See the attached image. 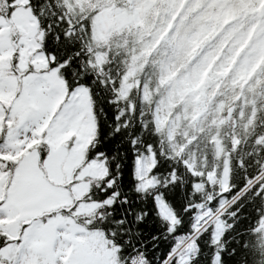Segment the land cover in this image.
Returning a JSON list of instances; mask_svg holds the SVG:
<instances>
[{
    "label": "trees",
    "instance_id": "obj_1",
    "mask_svg": "<svg viewBox=\"0 0 264 264\" xmlns=\"http://www.w3.org/2000/svg\"><path fill=\"white\" fill-rule=\"evenodd\" d=\"M263 2L0 0V19L10 20L18 8H24L37 30V45L24 62L19 48L23 34L12 30L5 73H54L66 95L80 89L88 96L92 122L88 141L75 175L66 185L57 184L70 191L72 201L64 206L80 200L109 173L105 160L88 159L90 146L98 142V121H104L120 130L117 140L122 147L116 151L128 195L141 201L135 207L148 213L158 209L160 219L148 215L145 230L161 232L162 222H167L168 230L177 233L176 264H209L213 258V249L207 247L209 234L219 252L228 244V239H221L230 227L226 220L241 205L250 220L255 219V207L264 212ZM104 12H109L107 28L102 23ZM36 55L45 62H33ZM69 60L74 76L63 71ZM7 101L0 97V135L6 144L17 124L8 120ZM113 115L115 121L110 119ZM40 138L30 150L47 145L45 137ZM132 144L137 146L134 164ZM0 159L21 161L22 155ZM94 162L102 166L101 173L78 178L81 169ZM5 173L10 176L11 170ZM79 182L86 188L75 192ZM165 185L169 187L162 192ZM173 192L179 195L171 197ZM185 206L195 211H183ZM94 207L95 202L82 201L77 211L91 215ZM204 211L209 213L200 221ZM11 222L18 228L22 221L0 219V230L12 234ZM254 231L261 247L255 254L250 248L240 264H264V256L258 254L264 251V216ZM170 243L171 239L161 240L157 251L163 255ZM189 243L192 249L187 254ZM111 264H116L114 252Z\"/></svg>",
    "mask_w": 264,
    "mask_h": 264
},
{
    "label": "snow or ice",
    "instance_id": "obj_2",
    "mask_svg": "<svg viewBox=\"0 0 264 264\" xmlns=\"http://www.w3.org/2000/svg\"><path fill=\"white\" fill-rule=\"evenodd\" d=\"M55 63L56 61L52 62L53 66ZM60 63H63V59ZM71 64L72 61L69 60V63L64 65L63 71L68 72L69 76H74L75 69L71 67ZM76 84H79L78 80L69 88L70 93L74 91ZM103 112L104 120H109L107 110ZM110 119L115 121L116 117L113 115ZM98 133V142L90 146L88 159L105 160L109 167L108 175L99 184L93 183L89 192L80 200L73 198L74 202L70 207L61 206L45 212L36 211L42 208L44 201L34 203L31 205L33 213L23 216L22 222H18V228L11 230L12 234L0 230V264H111L113 252L116 264H145V262L176 264L173 249L177 233L168 230L167 222H162L163 231L161 232L146 231L144 226L148 215L151 214L157 220L160 219L158 209L148 213L146 209L137 208L135 205L141 203L140 199H132L128 195L123 183V163L116 151L122 147L117 140L120 130L112 123L98 121ZM7 146L9 145L5 143V137L0 135V148ZM131 146L134 150V164L137 146L135 144ZM49 151L47 145L38 149L40 164H43L48 157ZM124 155L122 152L119 153V157ZM20 164L21 161L0 159V166H2L0 172L11 170L8 185L3 192H0V217L13 212L17 200L35 197L42 189V185L24 179ZM132 179L136 181L135 174ZM76 182L72 181V183ZM48 183L51 184V181ZM168 187L165 185L161 191H165ZM136 194L139 196V192ZM178 195L179 192L171 193V197ZM151 199L153 208L156 209L155 196ZM82 201L88 204L95 202L91 215H83L77 211ZM182 210L195 211V208L189 210L185 206ZM253 210L255 219L250 220L249 216L244 214V205L240 206L235 215L227 218L226 224L230 227L225 228L221 239H228V244L224 245L219 252H216L215 244L211 242L209 234L207 247L213 249V258L209 264H240L241 259H247L250 248L255 254L261 247L256 240L257 233L254 228L264 216V212L258 206ZM245 221H248V224H245ZM242 225L243 227H240ZM234 229L238 230L233 235ZM201 235L203 236V233ZM169 239L171 243L162 255L157 251L160 247L159 242ZM237 245L239 247H236ZM258 254L264 256V251H259Z\"/></svg>",
    "mask_w": 264,
    "mask_h": 264
},
{
    "label": "rangeland",
    "instance_id": "obj_3",
    "mask_svg": "<svg viewBox=\"0 0 264 264\" xmlns=\"http://www.w3.org/2000/svg\"><path fill=\"white\" fill-rule=\"evenodd\" d=\"M109 12L102 14L104 28L108 27ZM20 32V54L22 62L27 60L28 54L37 45L36 23L30 12L18 8L10 20L0 19V97L8 99L6 107L10 114L8 120H16L15 128L10 129L7 147L0 148V156L14 158L22 155L20 168L23 169L26 181L42 185V189L35 197L21 198L15 203V210L0 219L14 218L21 221L23 216L33 213L32 204L44 201L42 208L36 211H51L57 207L69 204L72 199L70 191L57 184H67L73 176L80 154L88 141L92 122L89 114V101L84 90H76L66 95L63 84L54 73L48 75H34L18 72L17 75H8L5 69L9 68L7 58L12 51L10 36ZM44 63L42 55H36L33 60ZM203 84V83H202ZM203 91V86L199 89ZM2 104H0L1 109ZM45 137L49 154L43 164L39 163V152L32 149L34 144ZM26 152V153H24ZM2 167V166H0ZM102 166L92 163L81 169L78 178L97 176ZM8 173L0 172V192L8 185ZM51 181V184L48 182ZM86 183L79 182L74 186L75 192H82ZM84 210V207H81ZM209 212L200 215V221ZM13 223V224H11ZM10 229H16L15 222H11ZM192 244L187 245V254Z\"/></svg>",
    "mask_w": 264,
    "mask_h": 264
},
{
    "label": "water",
    "instance_id": "obj_4",
    "mask_svg": "<svg viewBox=\"0 0 264 264\" xmlns=\"http://www.w3.org/2000/svg\"><path fill=\"white\" fill-rule=\"evenodd\" d=\"M262 8L264 9V2H263V5H262ZM232 112H233V109H232V108H230V109H229V115H231V114H232Z\"/></svg>",
    "mask_w": 264,
    "mask_h": 264
},
{
    "label": "flooded vegetation",
    "instance_id": "obj_5",
    "mask_svg": "<svg viewBox=\"0 0 264 264\" xmlns=\"http://www.w3.org/2000/svg\"><path fill=\"white\" fill-rule=\"evenodd\" d=\"M7 218V217H6ZM6 218H4V219H6ZM1 220H3V219H1Z\"/></svg>",
    "mask_w": 264,
    "mask_h": 264
}]
</instances>
